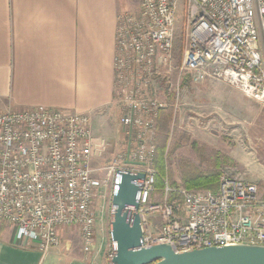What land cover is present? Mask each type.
Listing matches in <instances>:
<instances>
[{
    "label": "built area",
    "instance_id": "built-area-1",
    "mask_svg": "<svg viewBox=\"0 0 264 264\" xmlns=\"http://www.w3.org/2000/svg\"><path fill=\"white\" fill-rule=\"evenodd\" d=\"M179 2L182 52L175 67ZM114 48L124 151L97 166L110 144L93 137L85 114L46 107L0 111V223L22 246L34 243L43 254L60 245V229L75 228L88 254L96 199L111 202L120 173H142L134 184L143 246L167 244L184 253L264 245V189L221 175L215 190L174 189L165 179L155 196L153 167L157 118L168 106L158 97L159 84L174 69L192 84L222 82L259 103L264 116V0H139L135 12L118 15ZM171 193L179 199L170 202ZM152 216L157 227L147 220ZM114 248L110 241L109 259Z\"/></svg>",
    "mask_w": 264,
    "mask_h": 264
},
{
    "label": "crops",
    "instance_id": "crops-1",
    "mask_svg": "<svg viewBox=\"0 0 264 264\" xmlns=\"http://www.w3.org/2000/svg\"><path fill=\"white\" fill-rule=\"evenodd\" d=\"M118 15V0H0V111L46 107L85 114L93 137L103 139L95 133L107 125L115 104ZM59 235L60 245L44 258L109 264L111 240L106 245L95 235L84 254L77 229L62 228ZM28 248L36 247L22 246L0 223V264H24Z\"/></svg>",
    "mask_w": 264,
    "mask_h": 264
},
{
    "label": "rangeland",
    "instance_id": "rangeland-1",
    "mask_svg": "<svg viewBox=\"0 0 264 264\" xmlns=\"http://www.w3.org/2000/svg\"><path fill=\"white\" fill-rule=\"evenodd\" d=\"M138 1L118 0L119 14L135 12ZM181 5L182 2H179L172 50L175 67L182 52ZM159 86L158 97L166 101L168 106L163 111L169 114L164 150L168 183L175 181L180 184V167L184 161L194 165L199 172L214 171V160L217 153H221L227 159L219 167L221 175L254 183L264 189V116L259 103L216 80L200 84H192L187 80L182 86L177 69L164 78ZM121 107L115 98L107 125L95 133V136L105 138L110 144L107 154L97 160V166L108 165L112 157L125 149L127 140L119 126V118L123 112ZM157 133L156 123L154 146ZM99 176H104V172ZM156 195H160L159 192ZM161 200V197L155 198L157 202ZM110 210L111 202L107 197L96 199L95 235L102 237L106 245L110 241ZM147 220L153 227H157L159 223L156 216ZM35 247L26 250L29 257L23 260L24 264H36L38 259V264H62L70 261L51 258L50 254L44 258L45 254L38 250L37 245Z\"/></svg>",
    "mask_w": 264,
    "mask_h": 264
},
{
    "label": "water",
    "instance_id": "water-1",
    "mask_svg": "<svg viewBox=\"0 0 264 264\" xmlns=\"http://www.w3.org/2000/svg\"><path fill=\"white\" fill-rule=\"evenodd\" d=\"M142 173L119 174L118 190L111 199L110 240L114 250L109 264H264V245L239 244L176 253L167 244L143 246V230L135 193ZM128 206L135 211L129 212Z\"/></svg>",
    "mask_w": 264,
    "mask_h": 264
},
{
    "label": "trees",
    "instance_id": "trees-1",
    "mask_svg": "<svg viewBox=\"0 0 264 264\" xmlns=\"http://www.w3.org/2000/svg\"><path fill=\"white\" fill-rule=\"evenodd\" d=\"M187 78L181 80V85L183 86L187 82ZM161 110L157 118V135L155 142V152L153 158V167L156 171L154 186L157 192H160L164 186V180L166 179V163L164 158L165 150V135L166 127L169 118V114L164 113ZM169 112V111H168ZM216 159L214 160V171L208 173H202L197 171V168L191 163L184 161L180 167V184L172 181L169 183L171 188L183 187L187 190H215L218 184L219 177L221 176L218 172L221 163L226 159L221 153H217ZM179 196L175 193L169 195V201L178 200Z\"/></svg>",
    "mask_w": 264,
    "mask_h": 264
}]
</instances>
